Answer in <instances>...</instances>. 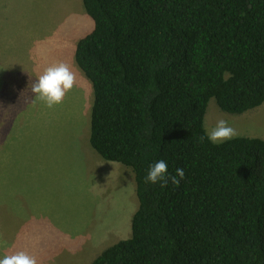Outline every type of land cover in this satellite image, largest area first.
<instances>
[{
  "label": "trees",
  "instance_id": "16d2710c",
  "mask_svg": "<svg viewBox=\"0 0 264 264\" xmlns=\"http://www.w3.org/2000/svg\"><path fill=\"white\" fill-rule=\"evenodd\" d=\"M82 4L89 142L132 169L138 197L131 235L91 264H264V139L213 143L204 128L211 98L232 114L264 102V0ZM159 160L184 170L179 186L145 182Z\"/></svg>",
  "mask_w": 264,
  "mask_h": 264
},
{
  "label": "rangeland",
  "instance_id": "374dc122",
  "mask_svg": "<svg viewBox=\"0 0 264 264\" xmlns=\"http://www.w3.org/2000/svg\"><path fill=\"white\" fill-rule=\"evenodd\" d=\"M92 28L82 0H0V258L24 249L39 264H91L131 235L133 171L89 142L93 90L74 49ZM56 62L76 84L48 108L31 83ZM219 119L238 136L264 139V102L232 114L211 98L206 132Z\"/></svg>",
  "mask_w": 264,
  "mask_h": 264
},
{
  "label": "clouds",
  "instance_id": "9594fccd",
  "mask_svg": "<svg viewBox=\"0 0 264 264\" xmlns=\"http://www.w3.org/2000/svg\"><path fill=\"white\" fill-rule=\"evenodd\" d=\"M76 84V73L65 62H56L44 68L31 83V92L35 100L42 102L46 107L53 108L63 102L66 94L73 89ZM239 133L230 126L225 119L217 120L216 124L207 131V139L213 143L231 140ZM205 139L200 137L201 142ZM185 176L182 168L175 170V175L168 173V165L164 160H159L149 165L146 183H159L161 188L167 187L169 181L175 186H179L180 180ZM0 264H39L37 256L30 252L19 249L5 253L0 258Z\"/></svg>",
  "mask_w": 264,
  "mask_h": 264
},
{
  "label": "crops",
  "instance_id": "0c3cea01",
  "mask_svg": "<svg viewBox=\"0 0 264 264\" xmlns=\"http://www.w3.org/2000/svg\"><path fill=\"white\" fill-rule=\"evenodd\" d=\"M1 165V164H0ZM0 169H1V167H0ZM92 263V262H91Z\"/></svg>",
  "mask_w": 264,
  "mask_h": 264
}]
</instances>
